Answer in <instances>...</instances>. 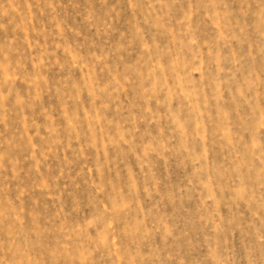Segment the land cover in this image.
Returning <instances> with one entry per match:
<instances>
[{"label":"rangeland","instance_id":"1","mask_svg":"<svg viewBox=\"0 0 264 264\" xmlns=\"http://www.w3.org/2000/svg\"><path fill=\"white\" fill-rule=\"evenodd\" d=\"M0 264H264V0H0Z\"/></svg>","mask_w":264,"mask_h":264}]
</instances>
